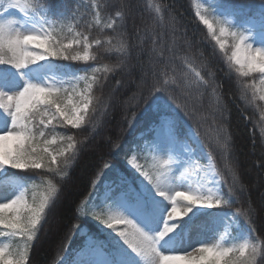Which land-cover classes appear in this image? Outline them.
<instances>
[{
    "label": "snow or ice",
    "instance_id": "snow-or-ice-1",
    "mask_svg": "<svg viewBox=\"0 0 264 264\" xmlns=\"http://www.w3.org/2000/svg\"><path fill=\"white\" fill-rule=\"evenodd\" d=\"M101 7L93 0L97 23ZM194 7L195 16L214 42L213 56L218 49L224 65L221 70L225 76L237 77L241 98L247 99L251 93L253 101H264V89L256 88L257 74L264 85V0L255 10L237 0H196ZM0 8V236L21 241L14 249L0 243V264H29L34 243L60 198L61 187L54 178L63 182L71 177L81 148L99 127L98 120L93 122L99 102L93 88L100 81L97 73L101 70L74 69L72 63L95 60L93 46L107 44L105 51L125 55L116 65L103 69L115 73L126 66L128 44L123 33L113 44V37L90 40L78 30L79 0H6V6L0 4ZM12 10L15 18H10ZM132 10L131 0H121L104 27L115 31L117 21L126 20ZM150 11L153 25L145 31L152 45L147 61L153 80L149 91L179 90L184 102L174 103L186 115L189 103H200L207 93L211 111L201 117L212 121L209 132L231 183L217 168L213 153L205 150L207 144L199 132L190 129L185 139L180 138L178 113L156 96L152 104L162 113L160 119L142 137L145 143L137 141L124 153L127 165L139 175L106 177L102 200L97 203L94 199L84 214H91L109 230L105 241L85 234L77 251L79 258L73 260L65 246L62 264H264V242L252 235L255 210L251 206L243 211L223 210L235 203L233 189L239 177L231 158L228 126L217 119L227 120L228 107L216 70L203 59L197 66L190 55L192 42L175 16L166 24L164 7L150 5ZM157 27L170 31V43L165 44L166 33L157 32ZM180 48L184 50L178 51ZM176 60L182 63L179 71ZM140 68L143 72V64ZM135 121L133 113L128 127H134ZM86 126H90L89 134L80 140L74 134L57 132L58 128ZM141 158L144 163L139 162ZM112 167L104 163L92 182L94 190L104 169ZM29 172L31 175L20 174ZM226 184L227 194L223 191ZM74 219L72 235L76 236L84 232L79 206ZM230 226L234 235L226 240L221 230Z\"/></svg>",
    "mask_w": 264,
    "mask_h": 264
},
{
    "label": "trees",
    "instance_id": "trees-1",
    "mask_svg": "<svg viewBox=\"0 0 264 264\" xmlns=\"http://www.w3.org/2000/svg\"><path fill=\"white\" fill-rule=\"evenodd\" d=\"M6 6V0H1ZM128 2V0H124ZM196 0H131L133 10L126 20L117 21L116 30L104 27L109 17H114V9L118 7L121 0H95L100 4L101 12L99 22L94 20L92 8L93 0H79L80 10L77 13L80 19L78 30L89 35L90 40L97 38L105 40L113 37V44L117 43L120 33H123L128 44V54L126 66L117 70L115 73H105L104 67H112L120 60L125 59L123 53L107 52L109 47L103 44L99 47L93 46L91 53L95 55V60L87 62H73L74 69L99 68L97 73L100 81L93 88L94 97L99 98L96 103V115L93 122L99 121V127L89 138L87 145L80 150L79 158L71 171V177L63 182L59 178H54V183L61 187L60 198L54 213L49 214L48 222L39 234L38 241L30 253L29 264H57L59 259L65 255L61 250L68 246L73 251L81 248L84 235L95 237L102 242L106 239L103 225L89 214L85 216L89 205L95 199L100 202L103 195V183L105 178H110L114 173L132 177L128 170V165L124 153L129 146H134L137 141H142V137L147 135L150 126L160 119L162 113L149 112L144 115V110L153 106L152 101L156 96L162 97V102L169 103L179 115V125H190L195 131L199 132L200 138L207 144V151H211L215 158L217 168L224 173V178L231 183V176L224 168V161L221 152L215 144L214 136L209 132L211 119L206 122L202 119V113L211 111L209 107L210 98L205 94L202 101L198 104L189 103L188 114L183 108H177L174 100L184 102L179 90L169 92L151 93L152 85L151 69L147 63L148 51L151 48V36H145L146 28L153 25L150 5H160L165 8V23L167 24L171 16H175L179 21L182 30L186 31L187 38L192 42L190 55L195 57L197 66L203 59L216 70V78L222 85L221 91L223 101L228 107L227 120L219 121L226 123L231 134L232 152L231 158L236 165V172L239 177V184L233 189V199L235 203L230 208L223 210L236 212L237 209L247 210L251 206L255 214L251 217L255 231L252 235L259 241L264 242V101L258 98L254 101L249 93L247 99L241 98L240 89L237 87V77L235 75L225 76L223 61L217 55L213 56L214 42L207 35V29L200 23L195 16ZM237 3L246 8L253 9L261 3V0H237ZM3 9L0 8V14ZM157 32H165L163 39L165 44L170 43L171 33L167 29L156 28ZM141 49L143 51L141 52ZM183 48L178 51H183ZM203 52V57L200 52ZM56 63H68L56 61ZM143 64V72L140 65ZM177 70L182 67L180 60L175 61ZM161 66H157L159 70ZM147 72L148 75L143 73ZM83 73V72H82ZM85 74V73H84ZM90 74V73H88ZM106 77V78H105ZM143 87L141 88V81ZM119 81V83H117ZM102 84V87L100 86ZM256 88L264 89V85L259 83L258 74ZM259 93L257 94V96ZM195 107V114H193ZM135 113V126L139 125L136 133L133 128L128 127V120ZM90 126L83 129H71L70 127L58 128L57 132L74 134L77 140L87 136ZM141 132L142 137L137 138L136 134ZM119 144L121 147L116 148ZM57 147V146H53ZM119 153V154H117ZM108 162L113 167L104 169V174L100 176L96 189L92 187V182L96 180L97 174ZM13 171V170H9ZM31 175V173H20ZM48 177L52 174L46 173ZM240 185H243L241 189ZM97 190V192H96ZM225 194L228 192L227 184L224 186ZM91 194V195H90ZM97 197L99 199H97ZM87 202V206L85 203ZM79 206L82 219L79 221L83 225L84 232L80 235H72V228L77 221L74 219ZM215 211H221L215 209ZM231 235V232H229ZM71 237V239H70Z\"/></svg>",
    "mask_w": 264,
    "mask_h": 264
},
{
    "label": "rangeland",
    "instance_id": "rangeland-1",
    "mask_svg": "<svg viewBox=\"0 0 264 264\" xmlns=\"http://www.w3.org/2000/svg\"><path fill=\"white\" fill-rule=\"evenodd\" d=\"M15 15H16V11L15 10H12V15L10 16V18H15ZM81 74H83V73H81ZM80 87L81 88H84L85 87V85H84V83L82 82L81 84H80ZM153 109H156V107L155 106H153ZM189 131H190V129L188 128V131L186 132V129L183 131L182 130V132H180L179 131V128H178V134H179V136H180V138L183 140V139H185L186 138V136L189 134ZM192 131V130H191ZM184 133H185V136H183L184 135ZM183 134V135H182ZM189 147L191 146V145H188ZM135 171V170H134ZM135 174L138 176L139 174L138 173H136L135 172ZM195 177H192V179H194ZM142 179V178H141ZM146 183V182H145ZM181 182L180 181H178L177 182V186H179V184H180ZM31 197V193H29V198ZM158 199H162V198H159L158 197ZM165 203H167L166 201H165ZM225 230L226 229H222L221 230V234H224L225 235ZM118 239V238H117ZM225 239L226 240H228L227 239V236L225 235ZM0 243H3V244H8L9 245V247L10 248H17V247H19L20 246V244H21V241H20V239L19 238H10V237H5V236H0ZM79 257H78V255L76 254L74 257H73V260H77ZM61 263H62V261H61Z\"/></svg>",
    "mask_w": 264,
    "mask_h": 264
}]
</instances>
